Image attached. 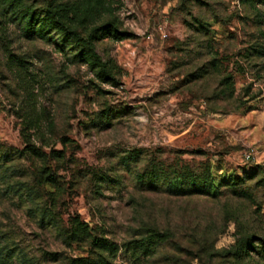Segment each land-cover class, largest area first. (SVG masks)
<instances>
[{
    "label": "rangeland",
    "instance_id": "rangeland-1",
    "mask_svg": "<svg viewBox=\"0 0 264 264\" xmlns=\"http://www.w3.org/2000/svg\"><path fill=\"white\" fill-rule=\"evenodd\" d=\"M96 1L123 33L96 43L114 80L0 16V151L43 153L0 169V264H66L92 237L114 264H264L236 252L264 238V1ZM75 217L89 236L69 238ZM150 231L166 237L134 251Z\"/></svg>",
    "mask_w": 264,
    "mask_h": 264
},
{
    "label": "trees",
    "instance_id": "trees-1",
    "mask_svg": "<svg viewBox=\"0 0 264 264\" xmlns=\"http://www.w3.org/2000/svg\"><path fill=\"white\" fill-rule=\"evenodd\" d=\"M89 1L85 6L80 0L75 1H50L43 9L37 11L33 6L27 5L23 0H0V16L5 13L10 14L12 18L17 20L21 25L26 36L38 37L55 43L62 51H71L75 60L86 63L90 68L96 71V75L103 79L114 80V64L110 60H104L96 48V43L100 39L108 36L117 37L123 35L118 31V26L114 20L105 23L96 24L95 20L99 13L98 2ZM255 3L257 0H246ZM264 1V0H262ZM200 27H203L199 23ZM17 154H30L34 156H42L36 147L27 145L24 151L1 152L0 151V169L6 168L4 164ZM131 154L128 156L129 161ZM40 175L45 173L42 169ZM159 170L150 172V178L154 182L160 179L163 182L164 176ZM49 181L54 182V178H50L51 174H47ZM181 178L184 185H189L190 189L203 193L212 181L211 172L199 177L191 172L175 174ZM143 177V176H142ZM141 177V178H142ZM143 179V178H142ZM140 179V180H142ZM152 182V183H154ZM168 182V181H167ZM225 182H228L226 180ZM224 182V183H225ZM164 183V182H163ZM166 183V182H165ZM168 185H170L168 183ZM72 231L68 234L70 239L76 237L89 236L87 226L78 218L72 219ZM166 235L157 231H150L146 236L139 240L130 242L134 251L143 252L145 254L154 251L156 245L164 240ZM92 253L87 256L72 257L67 260L66 264H114L110 256L116 251L115 245L106 238H91ZM239 250L244 254L256 252L261 259H264V238L253 240L252 236L245 237L239 244Z\"/></svg>",
    "mask_w": 264,
    "mask_h": 264
},
{
    "label": "built area",
    "instance_id": "built-area-1",
    "mask_svg": "<svg viewBox=\"0 0 264 264\" xmlns=\"http://www.w3.org/2000/svg\"><path fill=\"white\" fill-rule=\"evenodd\" d=\"M254 154H255V151L253 149H250V150L244 152L243 158L246 161H250V160H252L254 158Z\"/></svg>",
    "mask_w": 264,
    "mask_h": 264
}]
</instances>
